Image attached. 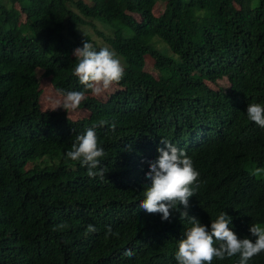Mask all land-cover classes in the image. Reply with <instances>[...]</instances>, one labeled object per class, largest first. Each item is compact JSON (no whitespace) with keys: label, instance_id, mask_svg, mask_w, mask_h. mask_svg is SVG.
<instances>
[{"label":"trees","instance_id":"trees-1","mask_svg":"<svg viewBox=\"0 0 264 264\" xmlns=\"http://www.w3.org/2000/svg\"><path fill=\"white\" fill-rule=\"evenodd\" d=\"M90 1L0 0V264H177L190 223L139 207L163 138L200 173L189 216L210 230L225 211L238 238L254 240L251 224L264 226V128L246 109L264 105V0ZM86 40L114 51L125 75L106 97L87 91L73 118L43 105L42 85L84 90L73 50ZM93 126L104 179L66 157ZM248 264H264V253Z\"/></svg>","mask_w":264,"mask_h":264},{"label":"clouds","instance_id":"clouds-1","mask_svg":"<svg viewBox=\"0 0 264 264\" xmlns=\"http://www.w3.org/2000/svg\"><path fill=\"white\" fill-rule=\"evenodd\" d=\"M73 54L78 61L73 75L78 77L84 90L62 92V100H57L52 110L62 107L67 113L70 110L76 111L87 100V91L90 90L94 96L99 97L114 84H118L125 75V69L116 53L107 47L97 50L86 40L82 47L73 50ZM246 113L248 120L264 128V105L248 104ZM100 123L103 125L107 122ZM111 127L115 131V124ZM161 143L164 147L158 148V158L149 164L146 178L150 184H146L139 207L149 214H162V220H169L172 210L178 211L180 219L190 223L183 238L178 240L175 253L177 264H212L214 259L224 260L236 255L239 256V264H248L254 256L264 253V226L260 224H251L249 228L254 240L248 237L241 239L230 228L232 218L225 211L212 220L210 230L197 217L189 216V198L200 187V173L183 148L166 138ZM104 155L103 148L98 145L95 126L78 135L71 150L66 153L69 160L87 167L89 178L100 179L105 177V170L99 167L100 158ZM180 205L183 206V211ZM95 231L93 225L88 226V232ZM124 254L131 257L133 253L126 250Z\"/></svg>","mask_w":264,"mask_h":264},{"label":"rangeland","instance_id":"rangeland-1","mask_svg":"<svg viewBox=\"0 0 264 264\" xmlns=\"http://www.w3.org/2000/svg\"><path fill=\"white\" fill-rule=\"evenodd\" d=\"M3 1V0H2ZM6 2H9V0H4ZM90 1V0H88ZM91 2V1H90ZM161 2V1H160ZM163 3V2H162ZM162 7V4H157V7H156V12H158V10ZM95 24L96 26L99 28V29H103L104 31H108V29L101 23L99 22L98 20L95 21ZM83 32H87L89 34H91L93 36L94 39H96L101 45H104L106 44L104 42V40L99 37L97 35V32L96 30H94L92 28V26H81L80 28ZM121 62L122 65H124V62L121 58H118ZM145 69L147 71H150L152 72L154 75H157L158 72L156 70V68L154 67V59L148 55L146 56V65H145ZM43 73V70L41 69H37V75L38 76H41V74ZM45 83L42 85L43 86V92H44V95H43V105L45 107H53V106H56L55 105V102L57 100H62L63 96L60 95L56 90L53 89L52 85L50 84L49 81H47L46 79H44ZM219 82V85L221 86H224V85H227V81L225 79L223 80H220L218 81ZM110 93V90L108 91V93H104L102 96L103 97H106L107 95H109ZM70 112V115L73 117V118H79L82 116L83 113L81 112H78V111H69Z\"/></svg>","mask_w":264,"mask_h":264}]
</instances>
